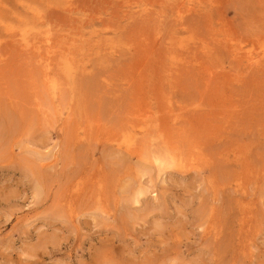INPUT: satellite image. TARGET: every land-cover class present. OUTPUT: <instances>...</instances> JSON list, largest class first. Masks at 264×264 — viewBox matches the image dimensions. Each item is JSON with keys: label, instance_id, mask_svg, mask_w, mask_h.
<instances>
[{"label": "rangeland", "instance_id": "rangeland-1", "mask_svg": "<svg viewBox=\"0 0 264 264\" xmlns=\"http://www.w3.org/2000/svg\"><path fill=\"white\" fill-rule=\"evenodd\" d=\"M0 264H264V0H0Z\"/></svg>", "mask_w": 264, "mask_h": 264}]
</instances>
